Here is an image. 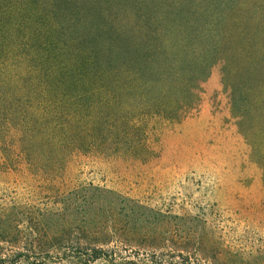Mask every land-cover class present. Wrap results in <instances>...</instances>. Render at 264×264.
<instances>
[{
  "label": "trees",
  "instance_id": "trees-1",
  "mask_svg": "<svg viewBox=\"0 0 264 264\" xmlns=\"http://www.w3.org/2000/svg\"><path fill=\"white\" fill-rule=\"evenodd\" d=\"M246 1L0 0V85L17 96L0 92V176L19 177L0 181V264H209L142 241L114 214L119 190L82 177L146 144V123L129 121L152 108L132 100L152 95L170 123L198 104L233 56L232 27L246 12L262 21Z\"/></svg>",
  "mask_w": 264,
  "mask_h": 264
},
{
  "label": "rangeland",
  "instance_id": "rangeland-1",
  "mask_svg": "<svg viewBox=\"0 0 264 264\" xmlns=\"http://www.w3.org/2000/svg\"><path fill=\"white\" fill-rule=\"evenodd\" d=\"M257 1L262 21L246 12L242 27H232L228 50L234 49L233 56L226 57V67L218 62L212 68L198 104L181 109L180 118L170 123L152 113L160 106L152 95L132 100V107L144 101L152 108L144 115L133 112L129 121L146 123V137L138 138H146V144L94 159L97 173L82 177L118 189L114 214L119 209L128 214L130 230L148 233L142 241L160 245L157 250H182L209 264H264V0ZM0 92L17 98L4 83ZM120 113L97 117L110 121Z\"/></svg>",
  "mask_w": 264,
  "mask_h": 264
}]
</instances>
